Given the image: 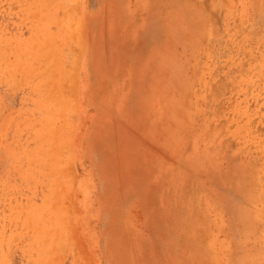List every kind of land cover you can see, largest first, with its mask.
<instances>
[{
    "label": "rangeland",
    "instance_id": "1",
    "mask_svg": "<svg viewBox=\"0 0 264 264\" xmlns=\"http://www.w3.org/2000/svg\"><path fill=\"white\" fill-rule=\"evenodd\" d=\"M0 264H264V0H0Z\"/></svg>",
    "mask_w": 264,
    "mask_h": 264
}]
</instances>
